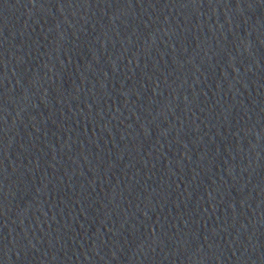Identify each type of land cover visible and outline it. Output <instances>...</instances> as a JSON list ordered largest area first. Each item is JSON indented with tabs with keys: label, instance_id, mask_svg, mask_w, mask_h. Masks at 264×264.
Masks as SVG:
<instances>
[{
	"label": "water",
	"instance_id": "1",
	"mask_svg": "<svg viewBox=\"0 0 264 264\" xmlns=\"http://www.w3.org/2000/svg\"><path fill=\"white\" fill-rule=\"evenodd\" d=\"M0 264H264V0H0Z\"/></svg>",
	"mask_w": 264,
	"mask_h": 264
}]
</instances>
